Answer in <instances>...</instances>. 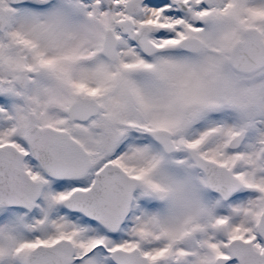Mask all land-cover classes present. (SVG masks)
I'll list each match as a JSON object with an SVG mask.
<instances>
[{
    "label": "snow or ice",
    "instance_id": "1",
    "mask_svg": "<svg viewBox=\"0 0 264 264\" xmlns=\"http://www.w3.org/2000/svg\"><path fill=\"white\" fill-rule=\"evenodd\" d=\"M0 264H264V0H0Z\"/></svg>",
    "mask_w": 264,
    "mask_h": 264
}]
</instances>
